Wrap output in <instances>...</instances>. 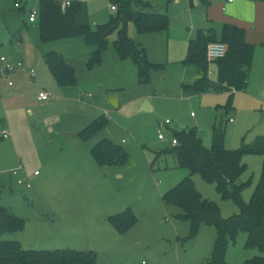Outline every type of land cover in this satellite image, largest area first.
<instances>
[{
    "label": "rangeland",
    "instance_id": "374dc122",
    "mask_svg": "<svg viewBox=\"0 0 264 264\" xmlns=\"http://www.w3.org/2000/svg\"><path fill=\"white\" fill-rule=\"evenodd\" d=\"M178 1L166 5L162 0L154 10L169 15L167 31L141 35L132 23L127 26L128 36L142 45L148 62L163 67L151 71L147 82L141 83L131 59L118 58L115 31L100 65L93 68L87 66L89 48L82 40L50 45L75 69L76 84L59 87L43 59L50 46L40 44L37 22L28 21L39 0H27L23 23L16 22L12 1L0 0V10H12L8 24L0 17V58L6 60L0 61V133H8L5 139L0 136V208L24 220L22 231L2 235L0 241H16L25 250L93 252L97 264H205L210 258L216 229L202 225L189 238L188 223L177 219L179 210L161 199L188 176L187 171L177 168L173 155L157 154L170 147L173 132L193 128L205 148L212 144L213 127L225 130L226 150L264 138V54H257L242 92H185L183 85L202 76L197 65L183 62L188 42L198 31H218L223 13L216 5L220 0H208L209 7L200 0L195 6L190 0ZM116 12L111 0H85L77 22L93 28L106 24ZM6 64L16 71L5 75ZM30 70L36 72L35 79ZM217 70V63H208L206 75L212 83L218 81ZM42 91L51 95L49 102L36 100ZM144 104L150 110L144 111ZM101 116L109 121L105 128L87 142L77 137ZM55 122L59 124L52 125ZM159 131L164 140L158 139ZM104 139L123 148L127 163L104 168L95 164L90 149ZM242 162L245 171L236 184H246L241 198L248 203L264 156L247 154ZM35 171L40 177L30 181V189L18 184ZM190 179L202 198L218 207L222 219L239 213L214 184L197 175ZM126 209L137 221L120 234L108 219ZM246 238L240 232L227 245L226 264H246L263 256L245 248Z\"/></svg>",
    "mask_w": 264,
    "mask_h": 264
},
{
    "label": "trees",
    "instance_id": "16d2710c",
    "mask_svg": "<svg viewBox=\"0 0 264 264\" xmlns=\"http://www.w3.org/2000/svg\"><path fill=\"white\" fill-rule=\"evenodd\" d=\"M12 1V6L13 2ZM116 8V16L103 25L90 27L79 25L77 16L82 12V2H74L65 11L54 0H39L37 19L39 42L49 45L60 41L81 39L92 49L87 66L97 67L101 63L102 53L106 50L109 37L116 31L117 38L113 43L115 52L121 60L131 59L137 67L141 83L149 80L151 71L161 68L148 62L144 48L135 44L127 33L128 24L132 23L138 34L164 32L169 27L167 14L154 11L149 0H111ZM172 1V0H167ZM0 10L2 20L10 13ZM13 15L16 22L23 23L24 7L15 9ZM211 42H221L226 46V55L215 62L218 65V81H212L206 75V47ZM254 47L245 40L244 30L230 24L222 27L220 38L200 32L187 46L186 64L197 65L202 76L191 85H183L187 93L202 94L204 92H242L246 89L249 72L253 63ZM47 69L59 87L76 84L75 69L62 55L50 51L44 54ZM106 117L94 119L77 134L85 142L91 140L108 125ZM225 130L212 128V144L205 148L196 128L173 132L177 145L163 149L157 156L171 154L175 158L177 168L185 170L188 176L161 197L164 205L174 206L179 210L177 219L189 225V238H194L202 225L216 229V239L210 258L205 264H226L227 245L234 243L238 233L246 234V249H256L263 256H257L246 264H264V166L252 197L244 203L241 193L246 187L237 181L245 171L243 157L247 154L264 156V138L253 145H242L237 150H226L224 147ZM90 155L99 168L127 163L128 155L119 145L104 139L92 146ZM199 176L207 183L215 185L216 192L223 200H231L239 208L236 216L224 220L218 207L203 199L190 179ZM116 231L125 233L136 224V217L130 209L110 217ZM24 220L14 216L9 210L0 208V236L22 231ZM0 264H97L96 254L75 250H25L16 241H0Z\"/></svg>",
    "mask_w": 264,
    "mask_h": 264
},
{
    "label": "crops",
    "instance_id": "0c3cea01",
    "mask_svg": "<svg viewBox=\"0 0 264 264\" xmlns=\"http://www.w3.org/2000/svg\"><path fill=\"white\" fill-rule=\"evenodd\" d=\"M149 1L151 2L154 10L160 9L159 6H160V3L162 2V0H149ZM165 1H166V5L170 4L171 2H174V3H178L179 2L178 0H172V1H168V2H167V0H165ZM190 1L192 2L193 6H195L196 4H198V0H190ZM200 1H202L206 5V7H209L210 6V3L208 2V0H200ZM216 5L221 8V12L223 13V15H222V19H223V22L222 23L223 24H222L221 28L218 29V31L209 29V30L198 31V33L204 32V33H207V34L211 35L215 39H219L220 38V34H221L222 27L225 24L234 25V26H237V27L243 29L244 30V34H245V40H246V42L254 47V55H253L252 67L253 66H256V64H257L256 63V56H257V54H259V53H263L264 54V0H233V2H231V3L227 2L226 0H220L219 2H217ZM23 7H24V11H25V9L27 7V0L25 1ZM3 10H4V7H3ZM10 12H12V10H10ZM167 16L169 17L168 14H167ZM210 18H213L212 15H210ZM76 21H77V18H76ZM34 23H36V22H34ZM34 23H31V24H34ZM72 40H81V39L78 38V39H71V40H65V41H72ZM61 42H64V41H60V43ZM57 43H59V42H56V43H53V44H49L48 46L55 45ZM83 44H84V42H83ZM47 51H54V52H57L58 54L62 55L61 52H60V50L58 49V47H55V46L54 47L53 46L48 47V50ZM91 52H92V49L89 48V51L87 53V56L88 57H89V55H90ZM145 54H146V52H145ZM0 61H1V58H0ZM252 67H251V70H252ZM161 69H163L162 66H161ZM158 70H155V71H158ZM251 70H250V72H251ZM4 71H5L4 72L5 75H9L12 72H15L16 69H14L13 71H7L4 68ZM31 71L34 72V75L33 76L31 75ZM217 72H218V70H217ZM250 72H249V74H250ZM29 76H30L31 79H35L36 78V72L34 70H30L29 71ZM199 77H201L200 74L196 78V80ZM248 80H249V77H248ZM247 85H248V83H247ZM42 92H46V91H42ZM37 97H38V95H37ZM37 97H36V100L38 102L45 103V102H49L51 100V97H50V99L47 100V101H40V100H38ZM144 107H145V109L150 110V107L147 104H144V106L142 107V109ZM58 124H59L58 122H55L52 125H58ZM198 135H199V133H198ZM199 137L201 138L200 135H199ZM48 169H51V167L48 168ZM35 172H38V171H35ZM34 173L28 177L27 180H29V182L30 181H36L40 177V173L39 172H38V175H36V176L34 175ZM28 197H29V195H28ZM21 247H22V245H21Z\"/></svg>",
    "mask_w": 264,
    "mask_h": 264
},
{
    "label": "built area",
    "instance_id": "2783aa9c",
    "mask_svg": "<svg viewBox=\"0 0 264 264\" xmlns=\"http://www.w3.org/2000/svg\"><path fill=\"white\" fill-rule=\"evenodd\" d=\"M26 0H14L13 2V7L15 9H21L24 5ZM57 4H59L60 8L62 11H65L67 8H69L71 6L72 3L74 2H83L85 0H54ZM227 2L231 3L233 2V0H226ZM113 7H115L113 5ZM36 19H37V10H32L29 12V15H28V21L29 23H34L36 22ZM226 46L221 43V42H211L207 45L206 47V61L208 63H214V62H217L221 59H223L226 55ZM1 61L2 62H5L6 60L4 58H1ZM17 67H21V64L18 63L17 64ZM5 69L7 71H13L15 69V67H12L10 66L9 64H6L5 66ZM31 75L33 76L34 75V72L31 71ZM9 85H11V83H9ZM50 95L47 94L46 92H40L38 94V100L40 101H47L50 99ZM229 122H232V120L230 119ZM170 122L167 120L165 121V125H169ZM0 136L1 138L5 139L8 137V133L3 130L1 133H0ZM158 139L160 140H164V136L162 134L161 131H159L158 133ZM177 143L175 141V139L173 138L171 143H170V146L173 147V146H176ZM14 174H17V172H13ZM34 175H38V172H35ZM18 184L20 185H25L27 189H30V182L29 180L27 179H20L18 180Z\"/></svg>",
    "mask_w": 264,
    "mask_h": 264
},
{
    "label": "water",
    "instance_id": "95a60500",
    "mask_svg": "<svg viewBox=\"0 0 264 264\" xmlns=\"http://www.w3.org/2000/svg\"><path fill=\"white\" fill-rule=\"evenodd\" d=\"M144 111H147V109H145V107L143 108ZM27 196V195H26ZM28 197V196H27ZM29 198V197H28Z\"/></svg>",
    "mask_w": 264,
    "mask_h": 264
}]
</instances>
